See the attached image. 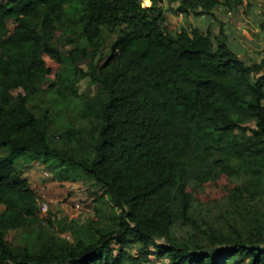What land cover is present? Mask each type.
Instances as JSON below:
<instances>
[{
  "label": "trees",
  "instance_id": "trees-1",
  "mask_svg": "<svg viewBox=\"0 0 264 264\" xmlns=\"http://www.w3.org/2000/svg\"><path fill=\"white\" fill-rule=\"evenodd\" d=\"M218 4L179 0L168 11L210 14ZM166 16L161 0H0V264H149L151 255L164 264H264L263 211L230 235L193 216L195 197L212 185L233 203L264 206V56L246 63L221 25L172 36ZM108 33V57L79 68L103 51ZM45 57L65 66L48 86L56 105L78 97L73 76L97 85L81 124L57 145L47 135L51 108L38 115L32 105L52 74ZM12 158L51 159L71 181L92 179L113 225L74 244L47 233ZM27 227L37 228L34 242L4 238Z\"/></svg>",
  "mask_w": 264,
  "mask_h": 264
},
{
  "label": "rangeland",
  "instance_id": "rangeland-1",
  "mask_svg": "<svg viewBox=\"0 0 264 264\" xmlns=\"http://www.w3.org/2000/svg\"><path fill=\"white\" fill-rule=\"evenodd\" d=\"M178 1L161 0L163 9L167 11V19L164 24L166 33L175 36L181 28H194L190 27L194 23L202 25L200 28L203 32L216 33L221 25L226 35H228V31H232L234 34L236 31L241 33L238 44L242 45L240 48L242 52L239 53L246 63L258 61L264 56V32L259 29V22L264 19V0H240L237 5L231 4L232 8L226 6L225 3L228 0H218L220 4L214 7L212 13L194 15V19L191 21H188L185 16L179 17L169 13L168 9L176 6ZM7 26L12 29L14 23L8 20ZM237 27L240 29L236 30ZM114 38L115 33H108L103 51L93 60L88 59L78 63V67L85 71L90 64L101 65L109 55L108 46L114 41ZM235 41L234 38L230 39L227 36L229 46L237 53L239 49ZM70 47V45H66L61 49L62 51L68 50ZM45 62L52 70V74L44 82L42 93L32 101V105L38 115H41L46 108H51L48 116L47 135L57 145L61 134L67 129L76 128L81 124L84 97L94 95L97 85L92 84L89 78L73 76L78 97L71 98L66 106L56 105L53 103L55 98L52 94L47 93L48 86L54 79L55 73L65 71V66L64 69L61 68L48 57H45ZM17 93L14 92V95L16 96ZM5 156L6 150L0 147V158ZM11 161L18 171H22L23 177L28 180L35 191L39 213L44 221L42 226L47 233H51L69 244H74L77 241L89 240L97 228L105 229L113 225L110 205L105 197L102 198L103 188L94 183L92 179L71 181L69 179L70 172L52 168L51 159L47 161L37 159L27 163L21 158H12ZM219 186L220 188L212 185L195 197L193 216L201 227L208 223L219 231L230 235L232 234L231 226L245 229L250 226L248 215L254 213L255 210L264 212L262 204L245 207L242 204L233 203L225 196L222 189L224 186ZM3 209L4 207L0 205V212ZM48 220L52 222L53 226L45 228ZM184 230L188 231L189 229L183 227L182 231L179 230L180 237H185ZM36 231V227H27L9 231L4 234V238L12 246H21L25 241L34 242L37 240ZM112 247L116 248V245ZM136 250L135 245L130 248L132 253H135ZM151 250L153 251V249ZM164 263V259L158 260L153 255L150 256L149 264Z\"/></svg>",
  "mask_w": 264,
  "mask_h": 264
},
{
  "label": "crops",
  "instance_id": "crops-1",
  "mask_svg": "<svg viewBox=\"0 0 264 264\" xmlns=\"http://www.w3.org/2000/svg\"><path fill=\"white\" fill-rule=\"evenodd\" d=\"M179 17H181V15H179ZM187 19H188V21H191V20H193L194 19V15H190V16H188V17H186ZM191 23V22H190ZM189 23V24H190ZM202 25H200L199 23L198 24H196V23H194L192 26H190V27H194V28H198V30H200V31H202L203 32V30H201V27ZM240 28L239 27H237V29L236 30H239ZM229 33H230V35H229V33H228V37L230 38V39H232V38H234V40H236L235 41V44H236V46L238 47V52H237V54L239 55V57H240V53L239 52H242V50H240V48L242 47V45H239L238 43H240V39H241V37H240V35H241V33L239 32V31H236V34H234L232 31H228ZM234 42V41H233ZM241 59H242V57H240Z\"/></svg>",
  "mask_w": 264,
  "mask_h": 264
}]
</instances>
